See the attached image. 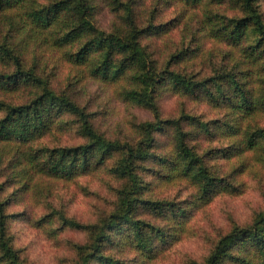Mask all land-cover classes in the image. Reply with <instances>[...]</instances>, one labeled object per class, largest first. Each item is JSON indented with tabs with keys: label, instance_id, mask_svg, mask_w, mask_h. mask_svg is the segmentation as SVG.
Masks as SVG:
<instances>
[{
	"label": "trees",
	"instance_id": "obj_1",
	"mask_svg": "<svg viewBox=\"0 0 264 264\" xmlns=\"http://www.w3.org/2000/svg\"><path fill=\"white\" fill-rule=\"evenodd\" d=\"M101 1L0 0V14L14 32L22 33L23 39L51 42L70 64L83 68L93 79L123 82L120 94L151 112L154 120L138 125L136 142L107 138L95 127L92 113L67 92L56 89L37 71V63L26 64L25 48L8 33L0 41V62L7 68L0 70V95L28 92L31 96L22 104L0 99V142H15L17 147L25 144L27 167L36 174L72 180L107 167L120 182L113 211L90 224L61 216L65 226L87 234L88 242L75 246L77 264H127L106 254L107 249L119 246L128 247L139 258L137 264H144L158 257L162 247L173 239L169 223L188 214L187 208L174 202L150 197L146 173L154 175L157 168L155 177L186 179L195 188L196 202L206 204L235 186L228 178L216 176L205 159L206 153L199 151L204 135H225L232 141L227 147L233 153L253 151L264 161V128L251 124L264 115V15L258 0H178L189 7L202 4L197 32L228 45L232 53L227 52V58L240 56L231 67L214 64L211 74L199 76L186 71L196 59L189 48L173 52L164 66H159L150 42L145 40L172 27L155 24L150 16L142 18L140 0H104L105 8L115 16L111 28H101L97 23V3ZM226 4L239 10L240 15L229 17L216 12V5ZM165 90L207 101L229 113L224 120L207 122L190 113L162 119L158 101ZM66 115L74 117L73 124L85 142L71 147L34 148L33 143L53 129L71 127ZM162 135L171 137L172 148L164 154L158 151ZM5 187L6 182L0 183V264H27L9 232L12 214L7 211L9 199L2 197ZM141 212H152L166 221L167 229L140 218ZM205 264H264V211L251 223L235 225L221 237Z\"/></svg>",
	"mask_w": 264,
	"mask_h": 264
},
{
	"label": "rangeland",
	"instance_id": "obj_2",
	"mask_svg": "<svg viewBox=\"0 0 264 264\" xmlns=\"http://www.w3.org/2000/svg\"><path fill=\"white\" fill-rule=\"evenodd\" d=\"M103 1L97 3L100 5L97 23L101 28H111L115 16L105 8ZM258 4L264 15V0H258ZM138 7L142 18L150 16V21L155 24L168 23L172 27L167 33L150 37V41L145 40L150 42V51L160 67L164 66L170 54L182 48L191 49L196 57L195 65L186 71L199 76L211 74L214 64L231 67L232 61L240 57L227 58L226 53L232 50L228 45L211 39L202 31L197 32L199 15L204 10L202 4L195 8L185 6L178 0H140ZM215 10L229 17L240 15L239 10L228 4L216 5ZM18 32H14L9 21L0 14V41L8 33L15 36L16 42L25 48L26 64L32 66L37 63V71L47 76L56 89L67 92L92 113L95 127L107 138L136 142L139 139L138 125L154 120L151 112L129 102L120 94L125 85L123 82L95 80L83 68L70 64L62 50L51 46V42L45 43L43 39L34 37L23 39L22 33ZM195 34L197 37L192 36ZM0 70L7 71L2 62ZM30 96L28 92H21L16 95L1 94L0 99L22 104ZM158 104L162 119L190 113L207 122L224 120L229 113L226 108L218 109L207 101L167 90L159 97ZM65 118L71 122V127L53 129L50 134L35 141L34 148L52 149L84 143V138L73 124L74 117L66 115ZM251 124L264 128V115ZM217 134L215 137L204 135L199 151L204 155L206 153L205 159L216 176L228 178L235 186L233 191L217 194L209 203L203 204L196 202L195 188L186 179L168 181L155 177L157 168L154 175L145 174V180L151 184L150 197L174 202L187 208L188 214L169 223V233L174 236L173 239L162 247L158 257L144 264H205L221 237L235 225L251 223L257 213L264 211V161L253 151L233 153L227 147L232 141L225 135ZM158 140L161 142L158 151L168 153L172 148L171 137L162 135ZM25 147V144L17 147L15 142L10 145L0 142V183L6 182L2 197L9 199L7 211L12 216L8 227L13 244L27 264H77L75 246L85 245L88 237L82 230L65 226L61 216L81 224L97 222L113 211L120 182L109 173L107 167L72 180L36 174L27 167ZM110 164L107 163V166ZM141 213L140 218L167 229L166 221L152 212ZM106 254L127 264H137L139 261L125 246L107 249Z\"/></svg>",
	"mask_w": 264,
	"mask_h": 264
}]
</instances>
